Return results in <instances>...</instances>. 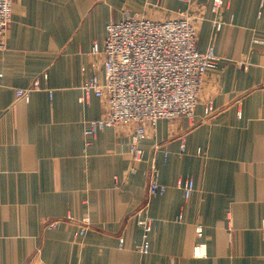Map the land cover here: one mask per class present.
<instances>
[{
	"label": "crops",
	"instance_id": "1",
	"mask_svg": "<svg viewBox=\"0 0 264 264\" xmlns=\"http://www.w3.org/2000/svg\"><path fill=\"white\" fill-rule=\"evenodd\" d=\"M186 8L179 0H14L0 38V264H264V0H233L221 32L199 23L198 49L214 46L219 66L205 78L194 121L147 127L136 171L133 126L106 129L87 146L85 126L105 117L107 104L81 102V86L93 72L103 76L93 45L104 48L108 23L125 10L169 19ZM37 78L42 89L18 98ZM153 162L167 186L157 197L148 193ZM186 179L195 184L189 199L178 187ZM140 215L152 219L148 253Z\"/></svg>",
	"mask_w": 264,
	"mask_h": 264
},
{
	"label": "built area",
	"instance_id": "2",
	"mask_svg": "<svg viewBox=\"0 0 264 264\" xmlns=\"http://www.w3.org/2000/svg\"><path fill=\"white\" fill-rule=\"evenodd\" d=\"M186 10L176 16L158 20L125 10L121 19L108 23L104 48L93 45L94 54L104 56L103 76L96 72L83 82L81 102L92 96L106 100L107 115L92 120L85 126L87 146L91 139L109 128L133 126L131 135V156L136 171L143 158L141 141L147 137V127L156 126L161 120H177L186 117L194 121L199 96L209 72L215 71L221 57L214 46L198 49V25L210 20L215 33L221 32L225 22L223 14L230 9L233 0H179ZM14 0H0V38L13 22ZM208 3L211 19L203 11ZM86 72V68L83 69ZM43 74V80H47ZM42 89L37 78L28 89L17 90V97L26 101L31 94ZM205 118L213 121L217 115L212 103L205 105ZM181 144L185 152L186 144ZM167 154H165V158ZM153 177L148 186L151 197L162 196L167 186L160 183L155 162L152 163ZM178 187L189 199L195 184L191 179L180 180ZM139 216L138 224L144 230V241L140 246L143 253L150 250L149 235L152 219ZM54 223L53 226H57ZM90 220L81 223L76 236H84ZM199 235L202 234L198 230ZM121 247L124 240H120ZM195 255H204L202 247L195 249Z\"/></svg>",
	"mask_w": 264,
	"mask_h": 264
},
{
	"label": "rangeland",
	"instance_id": "3",
	"mask_svg": "<svg viewBox=\"0 0 264 264\" xmlns=\"http://www.w3.org/2000/svg\"><path fill=\"white\" fill-rule=\"evenodd\" d=\"M177 17V16H176ZM158 20H164V19H158ZM133 132V131H132ZM132 135V134H131Z\"/></svg>",
	"mask_w": 264,
	"mask_h": 264
}]
</instances>
